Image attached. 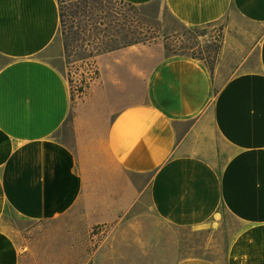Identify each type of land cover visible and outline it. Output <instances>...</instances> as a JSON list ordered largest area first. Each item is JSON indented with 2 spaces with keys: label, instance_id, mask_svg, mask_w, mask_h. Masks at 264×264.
Returning a JSON list of instances; mask_svg holds the SVG:
<instances>
[{
  "label": "crops",
  "instance_id": "crops-1",
  "mask_svg": "<svg viewBox=\"0 0 264 264\" xmlns=\"http://www.w3.org/2000/svg\"><path fill=\"white\" fill-rule=\"evenodd\" d=\"M120 1L187 28L229 22L218 61L100 55L107 113L78 115L66 141L58 0H0V264H23L8 224L115 214L109 264H264V0ZM225 215L240 226L227 242Z\"/></svg>",
  "mask_w": 264,
  "mask_h": 264
},
{
  "label": "rangeland",
  "instance_id": "rangeland-1",
  "mask_svg": "<svg viewBox=\"0 0 264 264\" xmlns=\"http://www.w3.org/2000/svg\"><path fill=\"white\" fill-rule=\"evenodd\" d=\"M65 2L70 13L76 1ZM97 4L93 16L83 17L80 22L69 18L65 31L60 28L50 54V61L66 75L72 94V113L63 132L66 141L71 140L78 115L92 114L101 120L107 113L94 92L99 77L97 51L138 42L147 47V57L156 63L166 56L191 55L213 67L229 26V22H222L187 28L174 22L160 3L134 7L120 0H97ZM247 30L256 33L255 29ZM121 217L122 214H115L105 223L89 227L82 221L75 222L74 218L68 224L18 222L8 227L19 241L23 264H109L103 245ZM225 218L221 232L227 242L240 226L229 216Z\"/></svg>",
  "mask_w": 264,
  "mask_h": 264
},
{
  "label": "trees",
  "instance_id": "trees-1",
  "mask_svg": "<svg viewBox=\"0 0 264 264\" xmlns=\"http://www.w3.org/2000/svg\"><path fill=\"white\" fill-rule=\"evenodd\" d=\"M70 1H76V4L73 5L74 10H72L70 13L68 12V8L65 6V0H58L59 6H60V20H61V29L65 31L67 28V24L69 21V18L80 22L82 21L83 17H91L94 15V12L98 9L97 0H70ZM92 1V2H91ZM78 18V20H77ZM138 44V42L134 43ZM132 45V44H131ZM129 46V45H127ZM119 48H113V47H105L102 51H97L98 55H102L108 52H112L114 50L120 49ZM195 57V56H193Z\"/></svg>",
  "mask_w": 264,
  "mask_h": 264
}]
</instances>
